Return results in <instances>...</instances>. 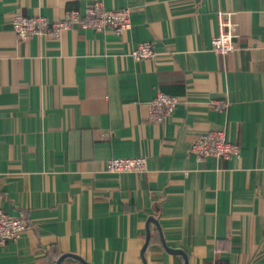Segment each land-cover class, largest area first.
I'll return each instance as SVG.
<instances>
[{"label":"crops","instance_id":"obj_1","mask_svg":"<svg viewBox=\"0 0 264 264\" xmlns=\"http://www.w3.org/2000/svg\"><path fill=\"white\" fill-rule=\"evenodd\" d=\"M93 1L0 0V208L28 223L0 264H264V0H100L132 8L123 34L11 26ZM220 11L238 27L227 56ZM142 42L155 59L130 55ZM159 92L180 98L163 123ZM219 129L238 155L199 160L191 142ZM137 156L145 172L106 168Z\"/></svg>","mask_w":264,"mask_h":264},{"label":"built area","instance_id":"obj_2","mask_svg":"<svg viewBox=\"0 0 264 264\" xmlns=\"http://www.w3.org/2000/svg\"><path fill=\"white\" fill-rule=\"evenodd\" d=\"M131 15L130 7L106 9L102 1L95 0L87 5L83 12L67 10L64 17L59 20L51 21L41 15L27 16L17 12L11 19V26L23 42H27L35 35L60 38L63 32L74 28L93 29L99 32L109 29L123 34L132 27ZM218 21L219 33L212 37V48L217 54L227 56L237 49L238 27L230 11H220ZM130 55L135 60L155 59L157 52L153 43L142 42L131 51ZM179 103V97L159 92L149 102L150 120L156 123L166 122ZM213 106L218 111H223L228 104L225 100H215ZM190 151L199 160H205L211 156L229 160L238 155L240 146L228 139L225 129H219L197 135L191 142ZM106 168L114 173L145 172L147 159L145 156L111 158L107 160ZM27 228L28 223L24 219L13 217L0 208V247L19 239Z\"/></svg>","mask_w":264,"mask_h":264},{"label":"water","instance_id":"obj_3","mask_svg":"<svg viewBox=\"0 0 264 264\" xmlns=\"http://www.w3.org/2000/svg\"><path fill=\"white\" fill-rule=\"evenodd\" d=\"M147 245L144 247V250L146 249ZM175 252V251H174Z\"/></svg>","mask_w":264,"mask_h":264}]
</instances>
